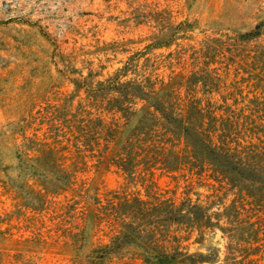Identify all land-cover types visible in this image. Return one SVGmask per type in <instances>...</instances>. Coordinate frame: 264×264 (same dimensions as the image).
Listing matches in <instances>:
<instances>
[{
  "label": "rangeland",
  "instance_id": "rangeland-1",
  "mask_svg": "<svg viewBox=\"0 0 264 264\" xmlns=\"http://www.w3.org/2000/svg\"><path fill=\"white\" fill-rule=\"evenodd\" d=\"M172 118L264 179V0H0V264H264Z\"/></svg>",
  "mask_w": 264,
  "mask_h": 264
},
{
  "label": "trees",
  "instance_id": "trees-1",
  "mask_svg": "<svg viewBox=\"0 0 264 264\" xmlns=\"http://www.w3.org/2000/svg\"><path fill=\"white\" fill-rule=\"evenodd\" d=\"M251 35H254L253 33ZM153 106L158 105L154 98H149ZM175 126L190 139L201 155L211 160L212 163L220 167L225 175H229L234 180H248L252 182H261L264 179L258 170L250 166L244 165L233 159V156L208 144L199 134L192 132L191 128L187 126L183 120L172 118ZM179 253L164 254V253H148L147 260L152 264H177ZM186 260V259H185ZM187 261L193 262L192 258Z\"/></svg>",
  "mask_w": 264,
  "mask_h": 264
}]
</instances>
